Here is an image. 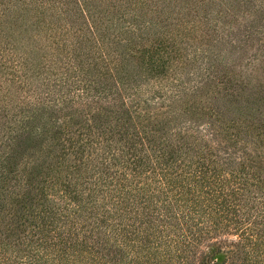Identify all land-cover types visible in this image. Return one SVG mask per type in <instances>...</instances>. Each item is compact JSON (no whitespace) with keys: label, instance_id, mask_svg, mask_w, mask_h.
<instances>
[{"label":"trees","instance_id":"16d2710c","mask_svg":"<svg viewBox=\"0 0 264 264\" xmlns=\"http://www.w3.org/2000/svg\"><path fill=\"white\" fill-rule=\"evenodd\" d=\"M0 264H264V0H0Z\"/></svg>","mask_w":264,"mask_h":264},{"label":"rangeland","instance_id":"374dc122","mask_svg":"<svg viewBox=\"0 0 264 264\" xmlns=\"http://www.w3.org/2000/svg\"><path fill=\"white\" fill-rule=\"evenodd\" d=\"M252 52V50H250L249 51V53H251ZM150 83H152V82H150ZM143 84H145L144 82H143ZM63 174H65V172L64 173H61V176H63ZM65 180V179H64ZM79 188H82L81 186H78ZM77 187V188H78ZM85 190V187H83V189H82V193L80 194V197H81V199H85V197H86V195H87V193L86 192H83ZM87 192H89V191H87Z\"/></svg>","mask_w":264,"mask_h":264}]
</instances>
